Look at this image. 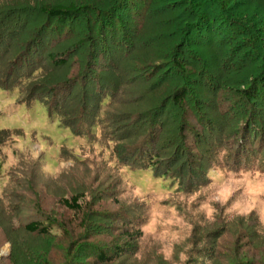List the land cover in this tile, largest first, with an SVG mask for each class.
Returning <instances> with one entry per match:
<instances>
[{"label":"rangeland","instance_id":"374dc122","mask_svg":"<svg viewBox=\"0 0 264 264\" xmlns=\"http://www.w3.org/2000/svg\"><path fill=\"white\" fill-rule=\"evenodd\" d=\"M219 1L155 0L150 34L132 47L116 29L104 47L99 11L114 0H0L1 80L31 42L22 77L0 89V264H264V74L252 111L245 98L220 107L227 80L264 68V0L221 10ZM59 5L82 11L57 26L42 11ZM195 10L217 27L232 17L236 29L223 42L222 24L210 43L187 42ZM122 16L133 32L135 13ZM66 54L65 66L50 58ZM186 86L190 96L174 104ZM251 112L261 119L246 123V146ZM146 151L159 155L157 169ZM75 196L79 214L61 205ZM33 222L51 234H29Z\"/></svg>","mask_w":264,"mask_h":264},{"label":"trees","instance_id":"16d2710c","mask_svg":"<svg viewBox=\"0 0 264 264\" xmlns=\"http://www.w3.org/2000/svg\"><path fill=\"white\" fill-rule=\"evenodd\" d=\"M203 0H187V2L191 3L189 5V7H193L195 6L194 3H199ZM225 1L228 2V0H221L218 2L217 5H219L220 10L222 9V7H225L224 3ZM160 1H158L159 3ZM164 2H161V7L163 8L164 6ZM114 4H116L115 6H118L116 9L114 7H108L106 9V11H99L100 17H101V21L99 22V25L97 27V38H98V44L103 43L104 47L106 45V47H108V41L111 40L112 42H116V35L118 33L117 30H121L123 31V35L121 37V40L124 41V39H128L127 40V44L128 46H134L133 42L131 43V39L134 37L136 43L141 42L146 35L149 33H151V30H149V26L151 25V23L154 22L153 18H156L157 16V8L156 5L158 3L155 2V0H114L113 2ZM113 4V5H114ZM156 8V9H155ZM198 8V7H197ZM134 9L136 10L135 13V18L138 21V25L135 27V29H132L133 32H131L130 28H128L127 30L125 29V25L126 22L123 21V14L124 13H130V15L134 14L133 11ZM144 9H149V12L146 16V13L144 11ZM88 11H91L90 9H86ZM210 10V9H209ZM226 10H228L226 8ZM81 9H77L74 6H56V7H50V8H45L43 9L42 12H44L45 15H47L48 17L51 18V20H55L58 24L57 26H65L67 25L72 19H74L75 14L77 13H81ZM144 11V13H143ZM98 12V11H97ZM157 12V13H156ZM213 12V11H212ZM222 12V11H221ZM192 13H196L198 16L197 19L193 20L195 22H191V23H187L185 24L186 26H184V34L186 36V41H189V38H191L192 36L194 38H196L197 41L201 42V43H207V42H211V39L208 37L209 35H211L213 33L214 30V26L217 25V21L215 19V16L211 15V12H207L205 14H199L198 10H195ZM229 13V10H228ZM155 14V15H154ZM2 15L0 14V23L3 19V17H1ZM180 16V15H179ZM153 17V18H152ZM152 18V19H151ZM174 18V17H173ZM172 18L166 17V18H160V20L164 21L165 23H169ZM153 20V22H152ZM151 21V22H150ZM222 24V25H221ZM221 25V30L225 29L224 31H226V34L223 32L219 33L220 35V39H222V42L225 41V37L227 36V32L232 31L233 28L236 29V25L237 22L235 20L232 19V17H226V19H224V22L221 21L220 22ZM220 25L216 27L219 28ZM1 26V24H0ZM117 29V30H116ZM1 30V28H0ZM6 30V29H5ZM5 30L3 32V34L0 32V36L4 37V33ZM218 32V31H217ZM193 40V38H192ZM5 41V40H4ZM29 43L31 42H27V46H25V50L21 51L16 57L14 62L12 61L11 66H14L12 68V75H7L5 79L1 80L0 79V89L2 90H9L12 89L13 87L16 86L17 84V80L22 77V70L24 68H26L28 66V62L27 61V57L28 53L30 49H28ZM135 43V46H136ZM32 45V44H31ZM134 46V47H135ZM40 47V46H39ZM67 54L66 55H60V57H56L55 55H50V58L54 61L55 64H58L59 66H65L66 62H67ZM16 65H20L18 66V68H16ZM175 66L177 68V70H179L180 72L184 73L183 71V66L181 61H177L175 63ZM262 69V67L260 68ZM257 71L258 68H257ZM260 76L257 78H253L252 81H247L245 80L243 77H239V79L236 78H232L227 80V85L225 87H223L220 90H225L224 91V95H225V99H221L220 103L221 106L220 107H224L225 105H228L229 103H231L232 101H240L241 99L245 98L247 100V107L249 108L248 111H252L254 106L251 102H256V100H259L260 97H262V93L263 90L262 88H260V83L262 81V79L264 80V78L262 77V74H264V68L262 70H260ZM264 77V75H263ZM261 78V81H258ZM16 82V83H15ZM68 82V81H67ZM251 82V83H250ZM14 83V84H13ZM223 83V82H222ZM13 84V85H12ZM72 82L70 81V83L68 82L67 85L61 86V88H64L66 86H71ZM244 84H248V90L244 89L241 90L240 86H244ZM232 85V86H231ZM36 89V88H35ZM221 92V91H219ZM190 91H189V87H183L182 89H180L179 91L175 92V95H173L172 97V101L174 104L180 105L186 102L187 98L190 96ZM57 97V95H56ZM31 98L34 99H40L42 97H38L37 94L32 95ZM63 98V97H62ZM62 100L61 98L57 99ZM61 102V101H60ZM59 104V103H58ZM61 104V103H60ZM255 104V103H254ZM168 105V103H165L164 105H161L159 107V109H154V111L146 113L144 115H146V119H152L151 116H159L160 114H162L166 109V106ZM231 110V109H230ZM229 110V111H230ZM50 112V110H49ZM255 116V118H260L259 117V113L256 112L254 114H252L251 112V116L250 118H248L247 120L243 121V128H242V139H244V143H246V146L250 145L251 143V136L249 134V132H247V128H245V126L247 125L246 123H252L251 119ZM140 116H138L139 119ZM261 119V118H260ZM151 122V121H150ZM5 134V131H0V135ZM77 135H80V133H77ZM240 137V139H241ZM4 140V139H3ZM0 139V144H2L1 142L3 141ZM148 157L150 158L149 160L150 162V166H153L154 168H158V158L159 155L157 153H154L153 151H146ZM127 154L125 155H120L119 160L123 163H125L123 160L124 158H127ZM158 159V160H157ZM196 171L197 169H201V167H199L198 165H196ZM169 171V170H167ZM167 173V172H166ZM166 173H163L164 175ZM198 173V172H197ZM82 200V196H75L71 199H65L64 201L61 202V205L66 208L67 210H71L74 213H81L82 211V206L80 205V202ZM89 217V215L87 216ZM26 231L29 234H38V235H42V236H48L51 234V225H46L45 223H41V222H33L30 223L28 225H26ZM116 248L119 247H115L113 250L108 248L109 252L115 251ZM101 249V248H100ZM87 252H94V255H96V257H98L99 259L105 261L107 260L106 255L107 253L104 252V250H99V251H95V248H91V247H87ZM108 252V253H109ZM93 254V253H92Z\"/></svg>","mask_w":264,"mask_h":264}]
</instances>
